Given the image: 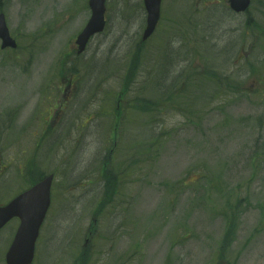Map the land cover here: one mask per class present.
Instances as JSON below:
<instances>
[{"label":"rangeland","instance_id":"rangeland-1","mask_svg":"<svg viewBox=\"0 0 264 264\" xmlns=\"http://www.w3.org/2000/svg\"><path fill=\"white\" fill-rule=\"evenodd\" d=\"M225 1L164 0L140 44L144 1L107 0L77 55L88 0H3L19 48L0 47V204L31 186L42 137L36 174L57 175L34 264H264V0ZM18 225L0 231V264Z\"/></svg>","mask_w":264,"mask_h":264},{"label":"water","instance_id":"water-1","mask_svg":"<svg viewBox=\"0 0 264 264\" xmlns=\"http://www.w3.org/2000/svg\"><path fill=\"white\" fill-rule=\"evenodd\" d=\"M106 0H91L93 16L78 38L81 50L85 48L89 38L104 29V11ZM232 6L240 11L245 10L250 0H231ZM148 11L147 27L144 39L148 38L156 28L160 18L161 0H145ZM0 36L4 39V46H15L10 37L4 16H0ZM53 176H48L30 190L22 193L8 205L0 207V228L14 216H19L21 224L17 234L7 252L8 264H31L34 259L35 243L39 229L50 205V189Z\"/></svg>","mask_w":264,"mask_h":264},{"label":"flooded vegetation","instance_id":"flooded-vegetation-1","mask_svg":"<svg viewBox=\"0 0 264 264\" xmlns=\"http://www.w3.org/2000/svg\"><path fill=\"white\" fill-rule=\"evenodd\" d=\"M2 3L0 2V9H1Z\"/></svg>","mask_w":264,"mask_h":264},{"label":"trees","instance_id":"trees-1","mask_svg":"<svg viewBox=\"0 0 264 264\" xmlns=\"http://www.w3.org/2000/svg\"><path fill=\"white\" fill-rule=\"evenodd\" d=\"M230 240V239H229Z\"/></svg>","mask_w":264,"mask_h":264}]
</instances>
